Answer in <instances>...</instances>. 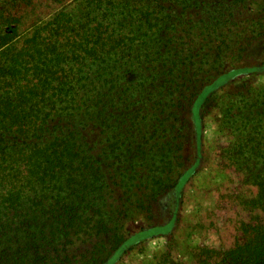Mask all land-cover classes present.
Listing matches in <instances>:
<instances>
[{"label": "trees", "instance_id": "1", "mask_svg": "<svg viewBox=\"0 0 264 264\" xmlns=\"http://www.w3.org/2000/svg\"><path fill=\"white\" fill-rule=\"evenodd\" d=\"M59 3L0 0V264H116L169 234L210 110L258 212L219 264H264V0Z\"/></svg>", "mask_w": 264, "mask_h": 264}, {"label": "rangeland", "instance_id": "2", "mask_svg": "<svg viewBox=\"0 0 264 264\" xmlns=\"http://www.w3.org/2000/svg\"><path fill=\"white\" fill-rule=\"evenodd\" d=\"M56 1L61 6L71 0ZM60 6L47 5L34 16H49ZM245 64L238 62L234 66ZM228 68L225 65L223 70ZM253 82L256 87L263 86L264 75L257 76ZM215 111L202 112L201 163L182 188L173 230L142 242L116 264H219V252L242 240L238 226L248 224L258 214L252 213L248 206L256 189L246 182L245 173L242 175L222 158L221 152L232 141L227 131H220L213 123ZM190 126L193 127L191 123ZM185 151L186 156H196V150ZM167 219L164 215L161 222ZM145 225L143 219H137L128 222L125 230L133 234Z\"/></svg>", "mask_w": 264, "mask_h": 264}]
</instances>
